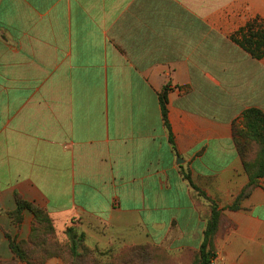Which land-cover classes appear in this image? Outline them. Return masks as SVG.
I'll return each instance as SVG.
<instances>
[{
	"label": "crops",
	"instance_id": "1",
	"mask_svg": "<svg viewBox=\"0 0 264 264\" xmlns=\"http://www.w3.org/2000/svg\"><path fill=\"white\" fill-rule=\"evenodd\" d=\"M247 3L260 9L237 18ZM263 8L264 0H0V261L15 258L8 236L32 231L30 210L13 220L17 198L59 230L75 220L197 253L210 202L191 181L227 216L216 264H264V179L229 209L249 182L234 126L245 109L264 112V57L231 35L264 20Z\"/></svg>",
	"mask_w": 264,
	"mask_h": 264
},
{
	"label": "trees",
	"instance_id": "2",
	"mask_svg": "<svg viewBox=\"0 0 264 264\" xmlns=\"http://www.w3.org/2000/svg\"><path fill=\"white\" fill-rule=\"evenodd\" d=\"M231 40L252 58L260 60L264 57V20L260 18L253 19L242 26L238 31L231 35ZM162 117L169 133V123L167 118V90L159 95ZM170 140L172 137L170 134ZM234 141L238 154L242 160L245 173L249 177V182L244 190L237 196L230 210L238 208L240 202L246 198L252 189L257 187L262 179H264V112L255 107L245 109L241 114V123L234 126ZM258 146L257 155L252 158L254 146ZM194 190L204 196L190 181ZM208 199V198H207ZM209 200V199H208ZM210 201V200H209ZM211 203V216L208 219L207 227L203 235V243L198 251L200 264H210V261L216 257L214 252V240L220 226V216L222 210L217 209L216 204ZM30 210L34 215V223L32 231L27 240L11 239L10 248L15 258L10 261H0V264H17L19 262L25 264H45L47 260L53 257L68 256V264H94L84 261V255L77 251L78 245L72 241L70 246L60 245L52 241L41 238L38 234L44 228L42 226L49 224V230H53L52 220L48 213L41 207H38L23 199L17 198V208L11 213L16 224L22 221L23 210ZM70 247V248H69ZM72 258V259H71Z\"/></svg>",
	"mask_w": 264,
	"mask_h": 264
},
{
	"label": "rangeland",
	"instance_id": "3",
	"mask_svg": "<svg viewBox=\"0 0 264 264\" xmlns=\"http://www.w3.org/2000/svg\"><path fill=\"white\" fill-rule=\"evenodd\" d=\"M224 9L226 14V12H228L227 7L222 8V10ZM259 9L260 8L258 7L249 6L247 3L246 8H241V13H238L236 17L242 20L251 19L255 16V11ZM258 18L262 19L260 16H258ZM257 151L258 146L255 145L252 158L257 155ZM196 195L202 196L198 192ZM203 197L208 200L206 196ZM209 202L216 204V202L212 200ZM216 206L218 209V204H216ZM209 207L210 210L206 215L208 219L211 216V203L209 204ZM200 208L203 210L201 204ZM226 217L227 216L222 213L219 220L220 224L226 222ZM51 226H53V230H49V224L45 223L42 226L44 230L38 233L41 238L47 241L55 239V242L67 247L70 246L72 241L76 242L78 245L77 251L81 254H85L83 260L90 263V260H92L94 264H200L198 252L192 253L190 251L172 249L151 243L137 244L134 242V238L131 236L128 237L126 233L114 228L111 229L106 226H98L93 223L85 226L80 221L75 220L69 222V224L61 230H59L60 228L58 229L55 227L53 221ZM53 258L59 259L61 261L60 264H68V261L66 260L70 261V258L68 259L66 253L65 256L63 255L61 257ZM47 262L48 260L46 263ZM17 264L25 263L19 262Z\"/></svg>",
	"mask_w": 264,
	"mask_h": 264
},
{
	"label": "built area",
	"instance_id": "4",
	"mask_svg": "<svg viewBox=\"0 0 264 264\" xmlns=\"http://www.w3.org/2000/svg\"><path fill=\"white\" fill-rule=\"evenodd\" d=\"M216 258V257H215ZM215 258L214 259H212V261H211V263L210 264H216V260H215Z\"/></svg>",
	"mask_w": 264,
	"mask_h": 264
}]
</instances>
